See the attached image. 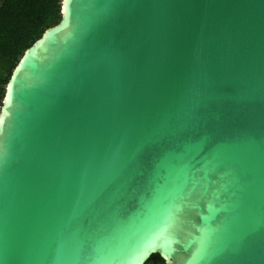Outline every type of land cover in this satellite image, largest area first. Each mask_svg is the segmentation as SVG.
Segmentation results:
<instances>
[{
	"label": "water",
	"instance_id": "95a60500",
	"mask_svg": "<svg viewBox=\"0 0 264 264\" xmlns=\"http://www.w3.org/2000/svg\"><path fill=\"white\" fill-rule=\"evenodd\" d=\"M0 107V264H264V0H61Z\"/></svg>",
	"mask_w": 264,
	"mask_h": 264
},
{
	"label": "trees",
	"instance_id": "16d2710c",
	"mask_svg": "<svg viewBox=\"0 0 264 264\" xmlns=\"http://www.w3.org/2000/svg\"><path fill=\"white\" fill-rule=\"evenodd\" d=\"M61 0H0V107L11 72L24 51L58 24ZM145 264H164L159 255Z\"/></svg>",
	"mask_w": 264,
	"mask_h": 264
}]
</instances>
